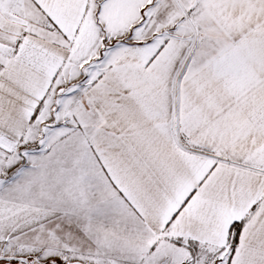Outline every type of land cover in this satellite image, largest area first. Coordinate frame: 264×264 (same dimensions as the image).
<instances>
[{
    "label": "snow or ice",
    "instance_id": "1",
    "mask_svg": "<svg viewBox=\"0 0 264 264\" xmlns=\"http://www.w3.org/2000/svg\"><path fill=\"white\" fill-rule=\"evenodd\" d=\"M0 264H264V0H0Z\"/></svg>",
    "mask_w": 264,
    "mask_h": 264
}]
</instances>
